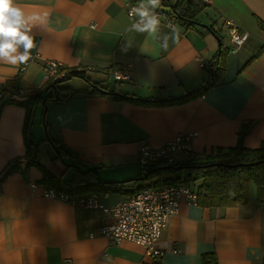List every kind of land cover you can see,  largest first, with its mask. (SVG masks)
<instances>
[{
  "label": "crops",
  "instance_id": "1",
  "mask_svg": "<svg viewBox=\"0 0 264 264\" xmlns=\"http://www.w3.org/2000/svg\"><path fill=\"white\" fill-rule=\"evenodd\" d=\"M203 3L196 20L204 26L189 27L151 0H12L33 46L23 71L18 60H0V91H24L16 100H0V264H201L206 253L217 264H263L264 205L254 186L247 202L231 207L182 201L159 239L163 249L177 242L179 253L155 259L138 244L110 245L97 233L114 223L112 214L43 196L48 188L61 191L59 181H72L74 167L96 168L99 181H92V190L71 196L95 193L111 206L131 193L105 192V183L139 182L140 147L159 149L179 135H191L189 150L175 153L173 163L234 147L239 136L248 149L264 144V0ZM153 12L161 14L155 31L145 29ZM140 17L145 24H137ZM225 20L246 33L237 50ZM13 46V54L23 53V44ZM46 61L57 62L65 73L84 71L100 85L93 90L85 77L70 78L62 90L52 89L64 99L32 108L26 100L45 85ZM109 79L115 88L102 83ZM204 82L211 85L202 89ZM31 150L55 180L43 181L36 164L17 165ZM173 176L162 168L144 187L161 186Z\"/></svg>",
  "mask_w": 264,
  "mask_h": 264
},
{
  "label": "trees",
  "instance_id": "2",
  "mask_svg": "<svg viewBox=\"0 0 264 264\" xmlns=\"http://www.w3.org/2000/svg\"><path fill=\"white\" fill-rule=\"evenodd\" d=\"M159 5L169 8L168 15L171 19L181 23L184 26H194L196 15L206 6L199 0H158ZM211 67V66H210ZM213 74V70H208ZM63 72V69H59ZM73 77L84 78V71L70 70L61 78L49 77L45 85L39 89L33 96L26 101L32 108L38 103L45 104L49 100H62L64 98L55 97L52 89L55 87L57 91L62 83ZM86 78V77H85ZM88 85L99 87L100 81L92 82L86 78ZM14 84V83H13ZM201 87L205 89L211 84L204 82ZM51 92V94H50ZM74 92H71L72 95ZM67 98V97H66ZM22 103L23 105H27ZM28 106V107H30ZM30 115V112H29ZM30 118V116H29ZM28 138V145H34ZM61 151V150H59ZM33 163L39 166L43 172V181L55 180L53 176L47 172L45 167L37 162L36 153L33 151ZM32 153V150L29 154ZM73 159L75 157L73 156ZM74 167V165H71ZM175 167H181L180 171H176ZM162 168H167L173 173V178H168L165 183L179 184L190 183L193 188L191 191L196 195V204L202 207H231L248 201L249 189L255 187L256 200L264 205V144L255 149H248L242 145V136H239L238 143L230 148H216L202 157H195L181 163H162L158 162L149 166L148 169L141 171L139 182H107L105 189L108 191H119L124 189L129 193L137 192L143 189L144 181H150L158 177ZM178 172V175H176ZM99 181L96 168L81 171L74 167L72 181H59L58 184L68 194H85L86 191L92 190V181ZM157 182V181H153ZM177 182V183H174ZM158 183V182H157ZM82 192V193H80ZM201 264H217L214 254L206 253L202 255ZM264 264V259H263Z\"/></svg>",
  "mask_w": 264,
  "mask_h": 264
},
{
  "label": "built area",
  "instance_id": "3",
  "mask_svg": "<svg viewBox=\"0 0 264 264\" xmlns=\"http://www.w3.org/2000/svg\"><path fill=\"white\" fill-rule=\"evenodd\" d=\"M134 12L135 8H131L128 14L133 16ZM150 16L152 19L154 18L158 21L161 14L153 12ZM145 23L146 19L144 17L137 19L138 25ZM224 25L233 50L239 49L246 39V33L231 20H225ZM29 63L30 60L22 62L20 70H25ZM43 68L48 78L57 79L65 74L64 72H59V64L54 61H46ZM120 77L121 79H125L127 76H117L118 79ZM21 96H24V91L18 88L9 89L4 92L0 91V100H16ZM190 138L191 135H179L159 149H152L148 145L143 144L140 147V167L142 170H145L157 162H173V156L176 152H188ZM32 163L33 154H29L17 161V165L21 168ZM30 187L35 189L36 184L32 183ZM43 196L71 206L100 208L104 213L112 214L115 218L114 223L102 226L98 229L97 233L104 236L110 245L118 244L123 240L138 244L145 249L146 255L150 259L158 258L165 252L172 254L179 253L177 242H172V244L165 247L166 249L160 247L159 239L162 230L167 226L169 219L178 213L179 205L182 201L189 205L196 203V195L189 187L182 184L170 183L158 187H144L118 200L109 207L99 203L94 193L71 196L68 193L48 188L44 190Z\"/></svg>",
  "mask_w": 264,
  "mask_h": 264
},
{
  "label": "clouds",
  "instance_id": "4",
  "mask_svg": "<svg viewBox=\"0 0 264 264\" xmlns=\"http://www.w3.org/2000/svg\"><path fill=\"white\" fill-rule=\"evenodd\" d=\"M151 3L156 6L158 0H151ZM141 15H146V13ZM157 23L153 18L145 25V29L151 28L155 31ZM25 25L26 19L22 11L12 6V0H0V37L12 38L10 42H0V60L6 59L12 63L17 60L20 62L27 60L28 51L33 45L31 38L26 34L29 29ZM145 29H141V31ZM14 43L23 44V53L13 54L17 51L16 47L13 46Z\"/></svg>",
  "mask_w": 264,
  "mask_h": 264
},
{
  "label": "rangeland",
  "instance_id": "5",
  "mask_svg": "<svg viewBox=\"0 0 264 264\" xmlns=\"http://www.w3.org/2000/svg\"><path fill=\"white\" fill-rule=\"evenodd\" d=\"M203 1V0H202ZM161 10H163V11H166V12H168V9L167 8H165V7H162L161 8ZM227 31V30H226ZM228 35V34H227ZM209 66H210V64H209ZM60 67V66H59ZM65 73V72H64ZM81 80L80 79H75V80H73L72 81V83H74V84H78V85H80L81 83ZM102 83H104V84H106V83H109V86L111 87V89L112 88H115V81L113 80V79H109L108 81H104V82H102ZM36 127L38 126L37 124L35 125ZM42 131H43V129H42ZM177 153V152H176ZM188 153V152H187ZM181 154H182V152H181ZM184 154V153H183ZM174 157V156H173ZM177 158H179V159H184L185 158V156L184 155H180V154H178L177 155ZM139 160H140V157H139ZM174 160V159H173ZM174 162V161H173ZM173 162H171V163H173ZM158 163V162H157ZM162 163H168V162H162ZM164 173H166V172H164ZM67 177H68V174H67ZM163 185V184H162ZM95 194V193H94ZM96 196H97V194H95ZM97 198H98V196H97ZM99 201V200H98ZM100 203V202H99ZM103 205V204H102ZM104 206V205H103ZM112 206V205H111ZM106 207H109V206H106Z\"/></svg>",
  "mask_w": 264,
  "mask_h": 264
},
{
  "label": "water",
  "instance_id": "6",
  "mask_svg": "<svg viewBox=\"0 0 264 264\" xmlns=\"http://www.w3.org/2000/svg\"><path fill=\"white\" fill-rule=\"evenodd\" d=\"M196 25L204 26L203 24H200V23H198V22H196ZM219 45H220V42H219ZM98 89H99V88H98ZM98 91H100V93H102V94L107 93L106 91H104V90H102V89H99ZM175 170H176V171H179V170H181V167H175ZM139 179H142V178H138L137 180H139Z\"/></svg>",
  "mask_w": 264,
  "mask_h": 264
},
{
  "label": "bare ground",
  "instance_id": "7",
  "mask_svg": "<svg viewBox=\"0 0 264 264\" xmlns=\"http://www.w3.org/2000/svg\"><path fill=\"white\" fill-rule=\"evenodd\" d=\"M196 204V203H195Z\"/></svg>",
  "mask_w": 264,
  "mask_h": 264
}]
</instances>
